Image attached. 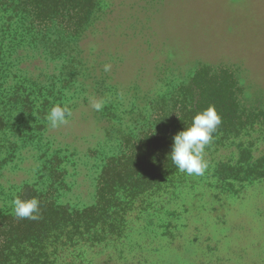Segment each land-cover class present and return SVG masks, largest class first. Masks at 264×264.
Masks as SVG:
<instances>
[{
    "label": "rangeland",
    "instance_id": "374dc122",
    "mask_svg": "<svg viewBox=\"0 0 264 264\" xmlns=\"http://www.w3.org/2000/svg\"><path fill=\"white\" fill-rule=\"evenodd\" d=\"M57 13L0 10L1 228L14 198L47 195L76 213L52 227L68 234L53 264H264V0H79ZM222 82L234 102L215 107L204 174L173 169L161 191L101 207L106 164L161 137L158 125L190 126ZM65 104L69 122L50 128Z\"/></svg>",
    "mask_w": 264,
    "mask_h": 264
},
{
    "label": "trees",
    "instance_id": "16d2710c",
    "mask_svg": "<svg viewBox=\"0 0 264 264\" xmlns=\"http://www.w3.org/2000/svg\"><path fill=\"white\" fill-rule=\"evenodd\" d=\"M15 1L0 0V10L5 11L12 7L15 10L29 9V13L34 15L35 20L40 21H49L58 16L59 13L57 12L65 8H75L79 2V0H17L18 3L14 6ZM60 14L64 15V13ZM233 96V88L222 82L219 94L217 93L216 96L205 101L193 103L191 110L187 112L181 123L187 121V118L192 119L198 111L207 108L209 105L216 107L217 104H220L221 108L219 109L225 112L228 105L232 104L226 98L234 102ZM161 125L162 127L160 125L157 126V131L161 132V135L163 134L161 137L137 141L133 144V148L118 160L110 161L106 164L102 172L98 191V204L101 207H105L107 204L111 206L110 208H116L118 196L120 195L121 198L125 197L131 204L136 203L144 195H142L143 191L151 192V194L156 193V189L161 191V186L167 180L166 177L176 171L173 170L177 169L176 166L171 162L167 154L171 150L174 133L178 132L172 133V130H180L181 128H178L179 125ZM259 177L263 176L260 175L257 178ZM164 187H168V185ZM109 190L112 192L111 199L107 198ZM39 202L40 219H20L15 216L13 221H4L5 227L3 229L0 226V233L5 234L4 238L0 240V264H29L35 261L31 259L32 257L40 258L41 260L44 258L42 264H53L57 260L59 253L50 251V245L57 242L60 238L64 239L65 235L68 234L66 232L63 233L61 228L56 230V228L52 227L58 222H69L71 219L67 217H75L76 213H66L64 207L55 205V200L50 199L47 195L39 197ZM81 215L87 217L85 221L89 220V213L85 212ZM15 221L25 224L27 227L17 230L14 227ZM38 222L41 223L39 227L37 225ZM52 232L57 233L56 236H60L55 241H52V237H54ZM37 249L41 255H36ZM27 258L28 260H26Z\"/></svg>",
    "mask_w": 264,
    "mask_h": 264
},
{
    "label": "clouds",
    "instance_id": "9594fccd",
    "mask_svg": "<svg viewBox=\"0 0 264 264\" xmlns=\"http://www.w3.org/2000/svg\"><path fill=\"white\" fill-rule=\"evenodd\" d=\"M111 70L109 64L104 65V71ZM94 111H102L105 102L99 99L90 100ZM72 111L68 105H54L46 114L45 119L52 129L59 128L69 122ZM222 118L216 108L209 105L198 111L192 118L190 126L174 134L171 150L167 154L171 162L181 172L189 176H202L208 167L205 160V149L213 141V134L217 131ZM14 215L20 219H40V202L36 198H14L12 201Z\"/></svg>",
    "mask_w": 264,
    "mask_h": 264
}]
</instances>
